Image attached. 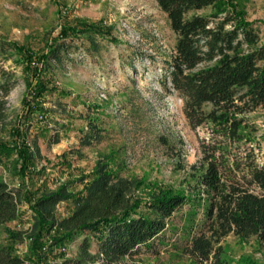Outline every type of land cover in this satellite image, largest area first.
I'll return each mask as SVG.
<instances>
[{
    "label": "trees",
    "instance_id": "obj_1",
    "mask_svg": "<svg viewBox=\"0 0 264 264\" xmlns=\"http://www.w3.org/2000/svg\"><path fill=\"white\" fill-rule=\"evenodd\" d=\"M224 1L156 0L175 34L172 51L163 61V87L182 99L188 125L204 127L207 134L199 141V158L189 166L191 181L186 190L138 199L131 196L128 180H115V173L101 163L88 175L82 191L70 194L71 184L64 182L34 199L39 219L31 234L33 256L21 257L14 243L23 232L7 224L19 217L22 189L0 179V237L3 231L6 235L5 241L0 238V264H114L141 249L153 252L164 240L167 219L185 204L202 208L200 228L179 245L195 264H229L220 243L229 234L264 242V164L244 131V115L264 108V40L255 21L246 20ZM77 30L63 28L55 45L39 57L29 50L20 53L28 90L21 114L24 128H15L17 137L10 141L0 139V162H7L26 183L38 173L30 169L35 149L25 140L32 116L41 118L36 120V134L52 142L61 138L59 131L50 133L46 120H41L53 114L44 105L46 94L64 97L67 93L43 73L51 60L60 64L67 57L72 46L64 40L69 34L72 39L85 34L92 47L96 37L111 38L102 27L85 24ZM11 47L0 37V123L8 115L4 97L15 82L13 71L4 68ZM32 57L41 65L31 64ZM91 129L81 135V142L102 137L100 129L93 125ZM14 153L22 159L20 168L11 158ZM67 198L74 206L59 217L55 205ZM192 223L188 222L189 228ZM77 238L76 253L65 255V244Z\"/></svg>",
    "mask_w": 264,
    "mask_h": 264
},
{
    "label": "rangeland",
    "instance_id": "obj_2",
    "mask_svg": "<svg viewBox=\"0 0 264 264\" xmlns=\"http://www.w3.org/2000/svg\"><path fill=\"white\" fill-rule=\"evenodd\" d=\"M223 5L255 21L264 40V0H225ZM85 24L109 30L111 38L96 37L92 47L85 34L74 39L69 34L64 40L72 46L67 57L60 64L51 60L43 73L67 93L64 97L46 94L44 105L53 114L41 120H46L50 133L59 131L61 138L52 142L36 134V120L41 118L34 115L25 140L35 149L30 169L38 173L26 183L7 162H0V179L22 189L19 217L7 224L23 232L14 243L21 257L33 256L31 234L39 217L32 204L39 194L64 182L71 184L67 186L70 194L78 193L101 163L115 173V180H128L132 197L183 192L191 181L189 166L199 158V141L207 135L204 127L188 125L182 99L163 87V61L172 51L175 34L156 0H0V37L12 43L4 68L13 71L15 80L4 97L8 115L0 123V139L10 141L17 137L15 128H24L21 114L28 90L20 55L29 50L39 57L55 45L63 28L80 31ZM31 60L41 65L34 57ZM244 121L248 143L264 164V108L245 114ZM92 125L102 137L81 142V135L92 131ZM11 158L17 159L20 168L22 159L15 153ZM73 206L72 198H67L55 208L61 217ZM202 219L201 207L185 204L167 219L164 240L153 252L141 249L114 264H195L179 245L198 231ZM0 238L6 240L4 231ZM78 241L66 243L64 254L74 255ZM220 243L222 257L229 264H264V242L255 237L229 234Z\"/></svg>",
    "mask_w": 264,
    "mask_h": 264
}]
</instances>
